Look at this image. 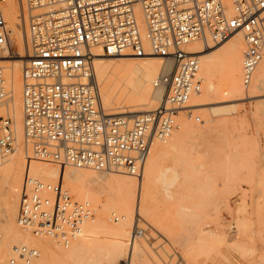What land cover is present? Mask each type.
<instances>
[{"label": "rangeland", "instance_id": "374dc122", "mask_svg": "<svg viewBox=\"0 0 264 264\" xmlns=\"http://www.w3.org/2000/svg\"><path fill=\"white\" fill-rule=\"evenodd\" d=\"M14 4L27 20L25 1ZM25 29L22 24L26 55ZM208 43L215 44L210 39ZM243 43L246 50L244 39ZM13 45L9 42L8 50L10 60L20 62L21 87L25 61ZM263 57L264 49L260 60ZM260 60L248 85L243 83V64L202 75L200 95L190 108L174 114L171 137L148 157L142 177L120 174L130 182L127 187L114 182L103 186L107 192L95 183L79 188L67 176L81 170L62 160L64 175L54 177L52 170L60 169L62 158L47 157L38 179L58 184L73 202H88L96 209L94 220H85L66 247L18 225L21 200L29 193L25 187L32 178L23 168L10 172L5 168L0 178V264H103L108 257L117 264L131 251V244L132 264H264V64ZM131 98L115 100L114 106L104 109L116 116L115 107L137 104ZM145 111L139 115L153 110ZM29 153L36 156L30 149ZM136 228L145 233L133 241ZM22 248L36 254L23 257Z\"/></svg>", "mask_w": 264, "mask_h": 264}, {"label": "built area", "instance_id": "2783aa9c", "mask_svg": "<svg viewBox=\"0 0 264 264\" xmlns=\"http://www.w3.org/2000/svg\"><path fill=\"white\" fill-rule=\"evenodd\" d=\"M0 0V55L5 45V23ZM26 0L37 11L28 26L31 56L22 70L24 139L41 157L61 152L75 168L119 170L138 176L155 140L168 138L176 127L174 114L185 111L200 83L199 62L183 46L209 35L225 39L242 31L248 51L243 61V83H250L264 46V0ZM141 9L145 31L137 25ZM149 54L173 62L170 74H161L155 86L165 89L157 110L128 120L106 115L96 104L89 84L90 48L100 47L112 57ZM87 79L81 83L80 79ZM71 81V82H69ZM75 81V82H74ZM0 70V99L3 93ZM12 120L0 114V155L14 150ZM22 197L19 223L35 235H51L64 245L78 235L93 212L73 202L66 193L30 181ZM58 196L52 202L44 193ZM35 255V250L25 257ZM118 264H131L125 258Z\"/></svg>", "mask_w": 264, "mask_h": 264}, {"label": "bare ground", "instance_id": "6f19581e", "mask_svg": "<svg viewBox=\"0 0 264 264\" xmlns=\"http://www.w3.org/2000/svg\"><path fill=\"white\" fill-rule=\"evenodd\" d=\"M24 1H25V7L28 13L27 20L22 10H21L22 15H20L21 13L20 6L15 5L14 0H6L5 8L1 7V14L3 16V20L5 23L6 32H5V45L0 55V65H1L0 70L2 74V80H3V83H2L3 93L6 95V97L4 99H0V114L9 117L12 120V123H13L12 128H13L14 136H15V147L11 153L7 155H0V178L2 174L1 172L4 173L6 169L8 172H10L12 171L13 168H17L18 171H20V169L23 168L26 170V171L25 170L23 171L26 174L30 175L29 177L32 178V181H37L41 184L50 186V188L51 187L55 188L56 191H61L58 184H55L52 182H46L45 180L38 179L39 175L43 174L42 170L47 160V157H50L51 155H59V157L62 158L61 166H60V169L57 170V172L56 170H52L53 176L54 175H58V176L64 175L65 171L61 170L63 166V163H62V160H63L64 164L67 165L68 167L74 170H81L79 171L78 174H75V172H73V173L68 174L67 176L68 181L71 182L72 184L73 183L76 184L79 188L80 187L83 188L87 184L90 185V184L95 183L100 186V188L102 189V192H107V190L103 186H107L109 183H114V182L120 185V187L122 188L124 186L127 187L128 184H130V182L127 180H123L125 177L120 174L129 175L135 178L142 177L141 175L143 173V169H144V165L146 161L144 162L143 167L138 176H133L124 171H119V170L100 171L103 173L105 172L106 173H116L118 174L116 176L114 174L109 175V176H106L105 174H101L98 176L96 172L87 171V170H94V169L75 168L71 166L69 163L65 161L61 152H55V150H53L52 154H49L47 156L41 157L39 155H36L34 151L32 150V148L30 147V145L26 143L24 139V115H23V101H22V86L20 87L17 83L18 74L20 71V64H19L20 62L15 61V60H10L12 56L10 55L9 50H8V43L11 42L17 47V50L21 51V58H23L25 61L23 64V68H24L25 65L28 63L29 58L31 56L28 26H29L31 17L34 16L37 12V11H32L31 9L27 8L26 0ZM224 4L228 8V13L232 15V8H231L230 1L224 0ZM134 11H135V16L137 20V25L139 27L140 33L143 35L145 31V23H144L141 9L139 7H135ZM22 24L24 26L26 25V29H25V41H26V53H27L26 55L24 54L23 49H22V36H21ZM208 39H210L211 41H214L215 44L208 43ZM243 39L246 45V50L244 48L245 46L243 43ZM204 42L206 43V45L203 44ZM143 45L145 48L146 56H141V57L133 56L132 54H124L122 56L112 57V56L103 54L100 47L90 48L91 60H90V63L88 64V70H89V75H90L89 84L91 85L95 93L96 104L98 105L100 110L104 112L106 115H109V114L104 109V106L106 107L114 106L113 104L115 100H118V99L123 100V99H126L128 96H130V98L133 96L137 104L136 105L134 104L133 107H129V108L128 106L125 107L123 105L121 106L119 105L115 107L119 109V111L116 114L125 115L123 117H126L128 120H132V118H135L136 116L139 115V112L145 111L146 109H151L155 111L159 107H161V105L163 104L164 98H165V89L162 86H155V81L161 74H170L172 72L173 62L171 60L149 54V45L147 41L144 39H143ZM185 47H186V51H185ZM183 49L187 54L196 56L199 62V69H198V74L196 75V77L199 81L202 75L206 76L207 74H210L214 71L223 70L224 68L230 69V67H241L242 68V64H243L242 59L245 53L248 51V46L246 44L243 32L237 30L225 39L212 40V38L209 35H207L202 40H197L191 43H187L185 46H183ZM263 49H264V46L260 50V55ZM98 57L108 58V59L104 61L100 59H94ZM113 58H117V59L113 60ZM160 60L162 62H160ZM107 61H110V62H107ZM111 61H114V62H111ZM260 61L261 63L264 64V57ZM21 76H22V71H21ZM96 79L99 80L100 82V93H99V88H98ZM86 80L87 79L85 78H81L80 82L85 83ZM21 83H22V77H21ZM151 89L153 93H151ZM198 91L199 92H194L190 95L189 97L190 101L189 102L187 101L188 104L186 103L185 105L186 109L190 108L191 107L190 105L196 101V99L200 95V89H198ZM158 101H160V103H158ZM124 108H126V111L123 110ZM142 114H146V113L142 112ZM109 116H112V115H109ZM175 118H178V116L176 115ZM21 120H22V123L19 122ZM171 135L164 140H155L151 146L148 157L153 154L155 149H157V147H159L160 144H164L171 137ZM23 147L25 148L26 152H23ZM29 149L36 156L30 155ZM9 155H12V156H9ZM7 156L9 157L6 160L2 159ZM37 156L41 158H38ZM67 171L70 172L71 170H66V173ZM94 171H97V170H94ZM26 176L27 175H24L25 178H27ZM117 176H119L120 178ZM24 177L22 176V179H24ZM22 179L20 180L22 181ZM25 189L29 190L30 188L25 187ZM22 192L23 191H21V193ZM77 192L81 193L82 190L79 191L78 189ZM52 195L53 194H49L48 192L44 193V196L46 198H50L52 202L57 201L58 199L53 198ZM83 204H86L87 206H89V208L93 212L92 217H89L86 220L88 221L94 220L96 209L93 208L92 205L88 202H83ZM137 215H138V211H136L134 215V220H133L134 225L138 222ZM18 225L22 229L30 231L33 235H35L30 229H27L21 226L19 223V219H18ZM140 232L143 234L145 233L141 229H137V228L135 229L134 234H133V241H135L137 238L141 236ZM36 236L40 238H49L53 240L58 246H64V247L68 246L71 243V240H74L76 238V235H75L74 237L70 238L66 244L62 245L58 243L51 235H36ZM130 248L132 251V248H133L132 244ZM130 252H128L127 255L123 259L128 257L130 260V263L132 264V254ZM137 254L135 253L133 254L135 255V258L138 257ZM103 264H116V260L114 257H108L105 260H103Z\"/></svg>", "mask_w": 264, "mask_h": 264}]
</instances>
